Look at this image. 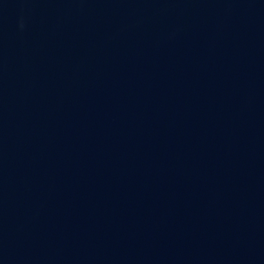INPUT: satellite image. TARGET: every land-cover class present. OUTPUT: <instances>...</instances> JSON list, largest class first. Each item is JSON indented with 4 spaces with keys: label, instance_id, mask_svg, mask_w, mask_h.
Here are the masks:
<instances>
[{
    "label": "water",
    "instance_id": "95a60500",
    "mask_svg": "<svg viewBox=\"0 0 264 264\" xmlns=\"http://www.w3.org/2000/svg\"><path fill=\"white\" fill-rule=\"evenodd\" d=\"M0 264H264V0H0Z\"/></svg>",
    "mask_w": 264,
    "mask_h": 264
}]
</instances>
